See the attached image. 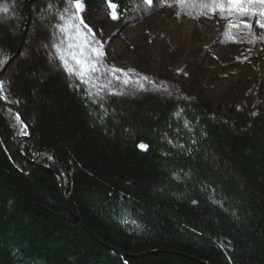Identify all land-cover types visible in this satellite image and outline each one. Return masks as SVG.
Listing matches in <instances>:
<instances>
[{"label":"trees","instance_id":"obj_1","mask_svg":"<svg viewBox=\"0 0 264 264\" xmlns=\"http://www.w3.org/2000/svg\"><path fill=\"white\" fill-rule=\"evenodd\" d=\"M4 1L0 264H264V82L224 107L93 99L35 52L69 0Z\"/></svg>","mask_w":264,"mask_h":264},{"label":"rangeland","instance_id":"obj_2","mask_svg":"<svg viewBox=\"0 0 264 264\" xmlns=\"http://www.w3.org/2000/svg\"><path fill=\"white\" fill-rule=\"evenodd\" d=\"M72 3L73 0H69L66 8L70 9V14L82 17L95 39L101 42L106 65L130 72L132 79L148 76L156 81L155 84L145 82L144 91L116 80H112L111 89L100 90L91 83L82 82L76 75H69L54 46L59 45L60 55L67 57L69 45L81 43L83 38H77L75 29L69 30L71 38L69 33L62 32L58 26H64L60 19L64 10L53 11L56 21L47 43L39 51L28 49L51 58L60 70L79 80L87 93L100 91V96L91 97L93 99L155 95L165 101L210 99L224 107L230 106L236 98L246 100L256 80L264 82V29L256 26L258 17L253 18L252 28L247 29L243 24L248 17L237 19L226 13L228 18H222L218 0H185L184 3L153 0L151 5L131 4L124 13L117 6V19L112 18L108 4L90 14L84 0L79 12ZM213 4L217 6L215 13L212 12ZM4 6L9 11H0L1 16L7 21L17 19L16 9L9 8L7 1L0 4V8ZM82 32L87 34V29ZM28 33L29 29H25L24 41ZM87 38L92 39L91 35ZM68 59V67H74V61ZM14 70L9 64L0 80L14 75ZM119 75L121 80L129 78L123 73ZM164 82H167L168 92L158 90ZM96 83L103 84V77ZM6 84L9 85L8 80ZM116 91L123 94L113 95Z\"/></svg>","mask_w":264,"mask_h":264},{"label":"snow or ice","instance_id":"obj_3","mask_svg":"<svg viewBox=\"0 0 264 264\" xmlns=\"http://www.w3.org/2000/svg\"><path fill=\"white\" fill-rule=\"evenodd\" d=\"M109 8L112 10V18L117 19L118 16L115 12L117 5L112 2V0H107ZM144 2L148 5L153 3V0H144ZM179 3H184L185 0H178ZM219 7L218 11L221 13L222 18H228L225 14H229L237 17H248V21L244 22L243 26L247 29L252 28V20L253 18L258 17L256 20V26L264 29V0H218ZM52 5L49 4L48 8L51 9ZM72 7L79 12L82 10V0H73ZM0 11L7 13L9 11L7 6L0 8ZM217 11L216 4H213L212 12L215 13ZM179 15V13H177ZM60 19L64 21V26L60 27V30L65 33H69L71 38L70 29H75V33L77 34V38H83L81 43L69 45V52L67 57L65 55H60L61 49L59 45H55L57 48V53L59 55V59L63 62V66L68 71L69 75H76L78 79H80L84 83H91L93 86L100 90H108L113 87L112 80L119 81L125 85L133 84L138 87V90L144 91L145 82L148 84H155L156 81L150 80L148 76H143L142 78L132 79L131 73L126 72L124 69L116 68L114 66H108L104 63L103 57L104 52L102 50L103 45L100 41L95 39V34L88 27L87 24L83 22L82 17L75 13L70 14V9L65 8L63 13L60 14ZM75 21V23H74ZM237 27L239 25H236ZM82 29H87V34L82 32ZM91 35L92 39L89 40L87 37ZM87 48L88 51L85 52L84 49ZM75 49V50H72ZM71 58L74 61L75 66L72 68L68 67L69 59ZM134 72V70H132ZM120 73H123L125 76L129 77L128 79L121 80ZM103 77L104 83L98 84L96 81L100 80ZM109 77L111 79H109ZM3 89V83L0 82V90ZM159 91L168 92L169 88L167 86V82H164L161 87L158 89ZM100 91L89 92L88 95L90 97H99ZM113 95H122L119 91L113 92ZM101 107L103 105L101 104ZM19 119V116H17ZM187 126V121L185 122ZM27 125H23L21 130V134L26 135ZM140 148L145 149L147 146L144 144L138 145ZM127 222V221H125Z\"/></svg>","mask_w":264,"mask_h":264},{"label":"water","instance_id":"obj_4","mask_svg":"<svg viewBox=\"0 0 264 264\" xmlns=\"http://www.w3.org/2000/svg\"><path fill=\"white\" fill-rule=\"evenodd\" d=\"M0 104H2V105H4V106H6V107H8V108H12V109H14V110H16L17 112H19L20 113V111H19V109L18 108H15V107H13V106H11V105H9V104H7V103H5L1 98H0ZM31 133V132H30ZM31 135V134H30ZM29 137V136H28ZM27 137V138H28ZM61 185H62V181H61ZM63 186V185H62Z\"/></svg>","mask_w":264,"mask_h":264}]
</instances>
